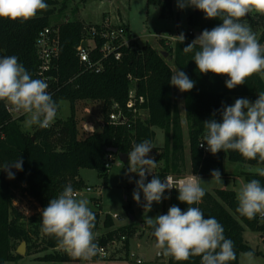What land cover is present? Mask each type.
<instances>
[{
  "label": "trees",
  "instance_id": "trees-1",
  "mask_svg": "<svg viewBox=\"0 0 264 264\" xmlns=\"http://www.w3.org/2000/svg\"><path fill=\"white\" fill-rule=\"evenodd\" d=\"M46 10L37 13L27 21H11L0 19V57L16 56L32 78L39 79L37 68L39 60L35 50V39L38 32L51 26L49 16L56 9L66 8V0H45ZM147 4H160L164 13L170 9V0H146ZM191 28L202 33L222 24V20L206 19L205 14L195 9L187 17ZM241 23L252 30L264 26V15L250 13ZM114 26L124 27L129 33L127 21L117 13L113 21ZM59 34V54L57 59V74L60 88L53 92L52 99L59 104L66 100L70 104L71 114L66 120L52 124L50 128L36 127L32 135L26 134L21 122L23 117L13 118L6 109V103L0 101V165L14 162L18 158L23 160L22 170L11 168L14 178L9 179L7 171L0 170V264L21 258L15 253L19 242L24 241L29 247L39 248L41 251L52 250L42 256L37 264L46 262H71V258L60 247L55 237L41 232V211L33 216L26 217L14 205L15 191L33 198L41 208L47 207L50 199L58 197L65 186L71 185L74 190L83 187L84 181L79 177L81 168L96 169L101 172L103 184H107V169L104 168V159L108 154L106 149L115 148L117 153L126 154L134 145L149 140L153 142L154 128L164 134V144L156 160L162 161V167L155 171L161 181L167 175H183L184 167V138L180 123L179 107L174 98V86L170 84L173 71L169 60L195 82L194 88L182 92L186 108L187 138L190 173L200 178H212L211 172L219 170L221 178H232V173L223 169L224 160L230 163L250 165H264L256 160L242 157L236 151H220L213 155L210 151L199 147L204 143V122L215 119L222 122V111L226 106L234 104L238 98L247 97L251 102L258 99L259 92H264V81L259 74L253 75L244 85L234 89L226 87L227 76H217L212 73L201 74L193 60L194 52L185 53L183 48L192 43L185 39L182 44L178 39L173 46L166 47L167 57L149 45L143 44L137 49L121 48V58L115 60L112 56L102 62V69L98 73L85 71L76 55V48L82 40L91 36V28L99 29L98 24H87L82 20H64L55 24ZM99 45L102 40L95 37ZM258 41L264 45V28L261 29ZM198 50V46L197 49ZM195 51V50H194ZM97 50L92 58H98ZM128 75L136 80V96L143 97L144 102L137 104L138 109H146L148 115L141 117L126 108L127 92L130 86ZM233 97V99L231 98ZM79 100L101 101V116L103 124L99 130L92 131L84 136L79 135L74 117V104ZM117 104L123 113V118L117 123L109 120L112 105ZM160 149V148H159ZM158 150V149H157ZM117 157V154H114ZM125 165H128V158ZM245 182L259 179L264 186V177L254 175L253 172H242ZM153 177L149 178L151 180ZM178 190L167 191V209L176 205L182 211L187 205L178 200ZM96 210L95 229L97 233L101 223L100 204L94 199ZM204 213L205 218L215 217L224 228L226 238L234 242L237 259L230 264H239L241 253L253 251L243 238L247 229L264 236V219L259 215L255 219L241 216L237 211L238 202L236 193L232 189L215 188L205 190V195L197 205ZM129 211V208L126 207ZM102 225L108 229L105 234L97 235L96 242L105 246L119 232L127 235L130 232L129 223L116 229L112 217L105 214ZM150 228V227H149ZM151 232L153 229H151ZM264 242V237H262ZM124 247L126 249L127 245ZM255 256L260 255L255 251ZM127 264H200L201 257H191L188 261L177 262L167 257L165 263L152 261L137 263L131 260L129 252L122 257Z\"/></svg>",
  "mask_w": 264,
  "mask_h": 264
},
{
  "label": "clouds",
  "instance_id": "clouds-1",
  "mask_svg": "<svg viewBox=\"0 0 264 264\" xmlns=\"http://www.w3.org/2000/svg\"><path fill=\"white\" fill-rule=\"evenodd\" d=\"M178 7H193L202 11L206 19L222 20V24L203 30L183 48L185 53L194 52L193 60L199 73L227 76L225 83L230 90L244 85L256 74L264 79V45L259 43L250 26L240 22L250 13L264 15V0H178ZM47 8L45 0H0V19L27 21ZM173 37L180 44L185 40L183 33ZM170 84L181 92H188L195 82L184 71L177 70L171 75ZM47 89L48 83L32 78L18 57H0V101L27 116L25 128L34 125L48 128L55 121L58 104ZM204 127V142L213 155L236 151L246 159L264 163V92H259L254 102L236 99L233 105L223 108L222 122L210 119L204 122ZM153 148L151 141L144 140L128 152V171L139 176L133 199L140 203L142 191L143 206L149 212L153 202L160 203L167 198L163 195L165 191L175 188L178 200L188 206L182 211L173 205L167 214L144 217V224L153 229L157 254L172 257L177 262L201 257L200 264H230L236 260L234 242L225 237L223 226L215 217L205 218L201 209L193 206L205 195L204 182L199 176L190 174L180 179L166 176L162 182L154 175L145 183L146 174L153 173L157 166V161L148 155ZM22 165L23 160L18 158L0 165V170L7 171L8 178L13 179L11 168L20 171ZM253 174L264 177V167L255 168ZM211 176L222 184L219 170H213ZM236 199V211L241 216L255 219L259 215L264 219V186L259 179L242 183L236 189ZM89 204L87 198H78L69 184L41 210V232L55 237L71 258L81 261H91L103 254L96 242V217ZM241 264H256L254 250L241 253Z\"/></svg>",
  "mask_w": 264,
  "mask_h": 264
},
{
  "label": "rangeland",
  "instance_id": "rangeland-1",
  "mask_svg": "<svg viewBox=\"0 0 264 264\" xmlns=\"http://www.w3.org/2000/svg\"><path fill=\"white\" fill-rule=\"evenodd\" d=\"M58 1L61 2L63 0ZM99 1L100 0H66V8L63 10L56 9L54 13L49 16V22L51 25H55L67 19L82 20L87 24H95L100 20L101 10L106 7H100ZM123 1L124 3H122L120 12L128 23L130 36L136 38L138 48L143 44L148 43L159 51H165L166 47L173 46L174 42L177 40V38L173 36H178L181 33L185 36V34L191 29L187 17L189 13L195 11L196 8L186 7L181 9L178 7V0H170V9L164 13L161 10L160 4H147L146 0ZM262 28H264V26L259 25L258 28L252 30L255 33L257 40ZM168 62L174 73L177 70L179 71L171 60ZM261 80L264 81V79ZM174 98L179 107L181 129L184 144H186V108L183 102L182 92L175 86ZM231 98L233 99L232 96ZM245 98L248 99L247 97ZM100 109L101 101L79 100L75 102L74 117L76 119L77 129L80 136H84L87 133L101 128L103 120ZM70 114L71 109L69 102L66 100L60 101L58 104L57 117L52 124L56 123V121L62 122L66 120ZM139 114L141 117H146L148 112L146 109H143L139 111ZM11 116L13 118L22 116L23 120L21 122V127L23 131L28 135L34 133L37 126L34 125L31 128L24 127V122L27 119L25 114L13 111ZM153 130L155 132L152 142L154 148L148 155L156 160V157L160 153L161 147H163L164 144V134L158 128H154ZM161 167L162 161H157V166L153 170L158 171ZM184 167V174L179 176H187L191 174L188 149L186 146L184 148ZM257 167H264V165L230 163L227 160H224V172L232 173V178L222 177V184L217 183L212 178H201L204 182L202 183V187H204L205 190L210 191L215 188L232 189L236 193V189H238L242 183H246L242 172H254V169ZM175 176L179 177L178 175ZM79 177L84 181V185L83 187L76 189L81 190V195H79L78 198H87L90 201L89 207L91 210L97 209L93 202L94 199H97L100 204L101 223L96 234L100 236L105 234L108 230L102 225L105 214H109L112 217L113 226L109 229H116L119 226H124L129 223L130 232L127 235H121L117 232V235L105 245L106 250L109 253V257L105 260L99 259L97 255L96 257H93L91 261L75 260L61 263L46 262L45 264H127V262L122 259L126 251L129 252L131 260H140L141 262L156 261L157 253L159 251L155 247L156 238L152 235L150 228L144 224V217L149 216L155 218L158 215L166 214L167 208H165L164 199H162L160 203L153 202L151 211L149 212L145 211L144 208L140 209L139 206H137V202L133 199V192L136 189L135 181L139 179V176L136 173H129L128 165L122 164L118 158L114 159V162L107 170L106 185L103 184L101 172L96 169L81 168L79 170ZM147 182H150V180L146 179L145 183ZM86 186L91 187L92 191L89 193L85 192ZM140 196V203L144 205L145 201L142 191ZM13 205L26 217L33 216L41 211L38 203L33 198L26 194H21L19 190L15 191ZM126 207L129 208V211L126 210ZM131 217L133 218L130 219ZM262 237L264 236L247 229L243 233V238L247 244L260 253V255L255 256L256 264H264V242H262ZM21 242L17 244L16 249ZM125 244L128 249L124 247ZM62 249L63 248L60 246L56 248V251L61 252ZM51 252L52 250L41 251L40 247H29L25 242L24 253L21 255V258L6 262L5 264H37V262L40 261L36 259H40L45 254ZM15 253L18 254L16 250ZM166 260L167 257L162 255L157 261L165 263ZM239 264H241V255Z\"/></svg>",
  "mask_w": 264,
  "mask_h": 264
},
{
  "label": "built area",
  "instance_id": "built-area-1",
  "mask_svg": "<svg viewBox=\"0 0 264 264\" xmlns=\"http://www.w3.org/2000/svg\"><path fill=\"white\" fill-rule=\"evenodd\" d=\"M90 33L91 36L89 38L82 40L86 41V46H82L81 41V43L76 48V55L80 64L83 65L85 71L98 73L103 67L102 62L108 57L112 56L115 60H119L121 58V48H138L136 44V38L129 36L126 28L114 26L113 21L108 17L103 19V21L100 23L99 29H95V27H92ZM200 34V31L191 28L185 34V39L193 41ZM95 37H98L102 40L99 45L96 43ZM35 50L39 60V65L36 71L37 76L39 79H43L48 83L47 91L52 95L53 92H55L61 87L59 84V76L56 72V63L59 54V34L58 28L56 26H46L38 32L35 39ZM95 50H97L99 56L98 58L93 59L92 53ZM128 79L130 81V86L127 92V100L125 105L127 109L132 110L133 113H137L140 116L139 111L143 109H138L136 105L143 103L144 98L136 96V80L133 79L131 75H128ZM6 109L10 115L13 111H15L13 110L12 106L8 103H6ZM112 109V112L109 113V120L113 123H117L123 118V113L117 104H113ZM200 144V148L207 150V146L204 145L203 147H201ZM115 158L117 157L114 156V154L108 153L104 159V168L108 170L114 162ZM154 174V170L153 173L146 174V179L153 177ZM167 176H172L174 179H180L185 177H177L174 175ZM91 191V187H85V192L89 193ZM75 192L77 194V197L81 195V190H75ZM137 206H139L140 209L144 208L142 203H137ZM99 247L102 249L103 254L98 255V258L101 260L107 259L109 257V253L106 250V246ZM135 261L137 263H141L140 260Z\"/></svg>",
  "mask_w": 264,
  "mask_h": 264
},
{
  "label": "crops",
  "instance_id": "crops-1",
  "mask_svg": "<svg viewBox=\"0 0 264 264\" xmlns=\"http://www.w3.org/2000/svg\"><path fill=\"white\" fill-rule=\"evenodd\" d=\"M118 1V2H117ZM122 3H124L123 0H100L99 1V6L103 7V6H106L104 7L102 10H101V13H100V20H98V22H96L95 24H98L100 23L104 18H110L112 21H114L116 19V15L117 13H120V8L122 6ZM108 5V6H107ZM122 16V14H121ZM124 18V16H122ZM125 19V18H124ZM173 71V70H172ZM174 74V72H173ZM185 146L187 147L188 149V138H187V142L186 144H184V148ZM188 157H189V154H188ZM164 197H167V192L164 193ZM164 204H165V208H167V198L164 199ZM166 210V209H165ZM168 211V209H167ZM166 213V211H165ZM167 214V213H166ZM240 260V258H239Z\"/></svg>",
  "mask_w": 264,
  "mask_h": 264
},
{
  "label": "water",
  "instance_id": "water-1",
  "mask_svg": "<svg viewBox=\"0 0 264 264\" xmlns=\"http://www.w3.org/2000/svg\"><path fill=\"white\" fill-rule=\"evenodd\" d=\"M248 17H249V15L244 17V18H248ZM86 44H87L86 41H82V43H81L82 46H86ZM162 56L164 58H168L169 59V57H167V52L162 51ZM106 152L112 153V154H117V158L119 159V161L122 164H125L127 162V158H128L127 155L126 154L117 153V149H115V148H108V149H106ZM132 218L133 217H131L130 219H132ZM24 244H25L24 241L21 242V244L16 249V252L19 255H23V253H24ZM161 256H162L161 254H157L156 261L159 260L161 258Z\"/></svg>",
  "mask_w": 264,
  "mask_h": 264
}]
</instances>
